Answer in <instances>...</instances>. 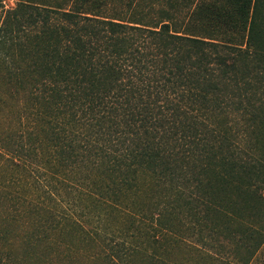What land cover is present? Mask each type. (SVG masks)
<instances>
[{
    "label": "trees",
    "instance_id": "16d2710c",
    "mask_svg": "<svg viewBox=\"0 0 264 264\" xmlns=\"http://www.w3.org/2000/svg\"><path fill=\"white\" fill-rule=\"evenodd\" d=\"M261 1L15 0L4 9L0 0V81L32 98L46 121V187L35 188L48 216L93 238L59 184L93 207L146 216L128 200L140 171L172 181L175 164L231 165L239 120L264 122ZM1 147L26 171L23 154ZM79 168L100 184L77 183Z\"/></svg>",
    "mask_w": 264,
    "mask_h": 264
},
{
    "label": "rangeland",
    "instance_id": "374dc122",
    "mask_svg": "<svg viewBox=\"0 0 264 264\" xmlns=\"http://www.w3.org/2000/svg\"><path fill=\"white\" fill-rule=\"evenodd\" d=\"M14 4L2 0L4 9ZM256 32L264 50V22ZM45 122L32 98L0 81V151L1 145L10 146L24 155L28 167L16 171L0 152V264H264L261 119L250 123L243 118L233 127L232 162L222 171L175 164L172 181L137 173L139 183L129 189L128 200L146 216L93 207L59 184L60 197L82 215L75 218L95 239L68 221L57 223L61 216H48L44 206L49 201L42 188H35L46 187L41 172L49 168L45 160L52 150ZM76 171L77 183L87 177L100 184L90 169ZM18 203L27 209L20 210ZM156 210L162 214L157 221L149 216Z\"/></svg>",
    "mask_w": 264,
    "mask_h": 264
}]
</instances>
